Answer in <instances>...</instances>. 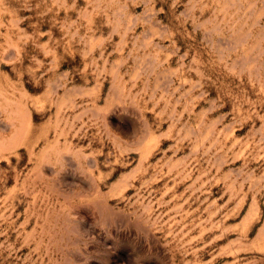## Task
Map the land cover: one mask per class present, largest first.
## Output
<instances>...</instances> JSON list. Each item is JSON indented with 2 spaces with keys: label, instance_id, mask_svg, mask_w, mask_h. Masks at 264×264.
Returning <instances> with one entry per match:
<instances>
[{
  "label": "rangeland",
  "instance_id": "1",
  "mask_svg": "<svg viewBox=\"0 0 264 264\" xmlns=\"http://www.w3.org/2000/svg\"><path fill=\"white\" fill-rule=\"evenodd\" d=\"M0 264H264V0H0Z\"/></svg>",
  "mask_w": 264,
  "mask_h": 264
}]
</instances>
